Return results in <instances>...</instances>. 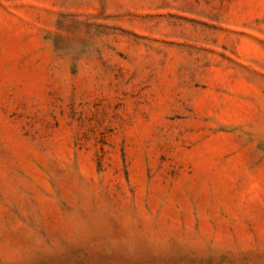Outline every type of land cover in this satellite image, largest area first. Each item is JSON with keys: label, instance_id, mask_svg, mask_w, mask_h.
Returning a JSON list of instances; mask_svg holds the SVG:
<instances>
[{"label": "rangeland", "instance_id": "374dc122", "mask_svg": "<svg viewBox=\"0 0 264 264\" xmlns=\"http://www.w3.org/2000/svg\"><path fill=\"white\" fill-rule=\"evenodd\" d=\"M0 264H264V0H0Z\"/></svg>", "mask_w": 264, "mask_h": 264}]
</instances>
